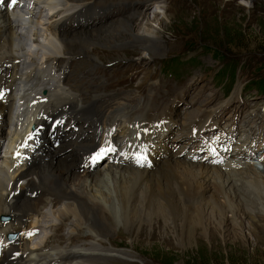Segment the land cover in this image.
Here are the masks:
<instances>
[{
  "label": "bare ground",
  "instance_id": "bare-ground-1",
  "mask_svg": "<svg viewBox=\"0 0 264 264\" xmlns=\"http://www.w3.org/2000/svg\"><path fill=\"white\" fill-rule=\"evenodd\" d=\"M82 1L35 0L33 10L40 8L39 16H21L10 12L5 5L0 6V146L4 142L10 145L18 138L23 139L33 131V124L34 128L39 125L31 141V159L24 158L22 165H17L14 159H5L8 166L0 168V241H7L5 234L9 232L18 233L5 246L0 264H98L99 260L119 252L112 246H106V242L121 218L129 222L131 216L137 215L133 209L137 196H141L144 206L153 207L175 221L184 217V223L190 224L191 237L199 228L208 231L214 223L222 225L231 217H241L264 230V171L256 164L257 161L264 164V150L257 157L252 154V141L240 138L236 146L225 144V139H233V132L217 134L216 145L212 148L205 140L213 127L220 124L218 113L225 109L224 103L211 108L205 105V108L204 104L197 107L186 102L182 109L169 108L152 113L149 108L130 117L129 111L126 112L129 103H116V94L82 90L79 85L70 83L73 56L82 54L91 58L96 44H135L145 51V58L162 56L165 49L161 44L163 30L152 23L141 24L138 16L142 13L133 14L129 10L125 14L119 13L116 19L106 20L109 16L106 10L111 9L93 5L95 0ZM148 2L151 0L142 1L139 9L149 5ZM42 5L47 7L46 10L56 12L47 19L44 17L45 21L42 20V12H45L40 7ZM102 14H106L105 19L99 16ZM157 17L155 20L159 22ZM49 22L52 24L43 35L42 26ZM124 30L127 33H122ZM41 35L42 41L39 40ZM60 60V67H54L64 75V84L50 81L44 72L52 62L57 65ZM100 69L104 72L103 67ZM237 80L238 77L236 82H231L232 90ZM242 84L238 82L237 86ZM52 90L54 92H50ZM240 92L235 88L233 96ZM78 93L88 100H83ZM39 94L47 97V101L37 107L30 106ZM17 97L20 101L25 100L20 106L15 102ZM245 103L235 98L232 108L240 113ZM95 104H99L97 110L94 109ZM26 108L29 109L25 111ZM67 112L74 116L70 121L66 120ZM243 118L246 129L251 131V120L248 116V119L246 116ZM81 121L89 122V127L81 125L79 131H74V125ZM115 122L121 130L118 131V139L127 140V135L143 130L150 144L154 132L157 134L155 151L168 152L170 145L181 141L183 145H175L178 148H173L176 151L168 154L170 158L164 163L150 150L151 163L144 167L128 166L117 158L115 162L106 161L105 166L110 168L103 172L104 166L98 170L90 165L88 153L97 139L101 145L113 142L107 130ZM7 124L11 126L10 131L7 127V135L2 136V129ZM54 125L60 128L56 129ZM173 130L176 133L171 136ZM115 147L120 149V156L126 155L125 147L118 144ZM255 149L259 151L262 148ZM183 154L190 160L176 157ZM108 183L114 185L115 198L100 188ZM94 193H99L104 200ZM120 202L125 203L128 209L123 210ZM182 202L195 204L189 207ZM54 211L59 218L53 216ZM35 213L37 218H33ZM2 215H9L11 220L2 221ZM56 221L61 223L57 225ZM64 226L67 228L65 235L60 230ZM47 228H54V233L47 235L42 243L36 231ZM84 232L90 239L85 245L80 234Z\"/></svg>",
  "mask_w": 264,
  "mask_h": 264
},
{
  "label": "rangeland",
  "instance_id": "rangeland-1",
  "mask_svg": "<svg viewBox=\"0 0 264 264\" xmlns=\"http://www.w3.org/2000/svg\"><path fill=\"white\" fill-rule=\"evenodd\" d=\"M89 1L94 0L82 2ZM142 1L144 3L149 0H95L93 5L111 9L106 10V13L109 14L106 20L116 19L119 13L125 14L129 10L133 14L135 12L142 13L138 16L141 24L152 23L153 26L163 30L161 44L165 49L162 56L145 58V51L135 44L117 45L111 42L107 45L108 47L96 44L93 48L94 51L92 50L91 58L82 54L73 56L77 60H74L73 67L77 62L74 74L78 84L95 78L96 82L101 84L97 89H94L95 93L119 94L116 101L133 104L129 112H144L147 104L157 102L160 105L155 109L150 107L152 113H157L169 108L182 109L183 107L180 108V106H184L183 104L188 102L185 97L190 93L187 89V91L173 94L168 98L166 95H162L155 100L153 96H159L161 92L165 93L167 85L173 87L176 92H180L192 83L191 88L198 89L200 97L188 102L189 104L192 103L197 107L204 104L205 108V105L211 108L220 105V102L229 98L232 101L236 98L238 101H246L243 104V109H240L242 118L244 116L247 118V115L255 111L261 112L259 115L264 118V92L260 90L261 87L257 81V79L264 78V0H151L148 2L149 5H145L140 10ZM105 15L99 16L105 19ZM156 15H158L157 18L161 24L156 22ZM51 24L49 22L42 26V34L48 30V26ZM122 33L127 32L124 30ZM127 36L131 38L130 34ZM39 40H43L42 35L39 36ZM39 57H42L41 52ZM170 59H176L175 63L169 65ZM62 60L57 65L52 62L49 66L60 67ZM236 63L238 64L237 68L234 66ZM97 67L107 69V75L101 69H99L101 73H96ZM175 67L178 69L176 76L165 73L167 69L172 70ZM47 68L48 66L44 72L49 77L48 79L54 80ZM69 68L70 65L67 66V75ZM235 70V77H238L239 80H237L235 88L241 90L238 95H242L238 98L237 95L233 96L235 88L228 95L230 84L235 78L231 76ZM108 75L113 80L110 83L112 88L109 86L102 92L104 85L108 82ZM72 79L71 77V82ZM243 81L244 84H242ZM238 82H241L242 85L237 86ZM142 85L146 87L145 94L141 93L145 92V87ZM138 87L141 88V92ZM107 90L111 93H108ZM80 95L83 100H88L82 94ZM124 98L129 100L124 101ZM189 98L187 97V99ZM109 101L112 100L109 99ZM220 111L222 112V110ZM73 118V115L66 113L67 121ZM248 118L251 120L250 116ZM56 126L54 125V127ZM7 127L9 128L8 124L2 129V136H6L5 133L10 131L9 129L6 132ZM59 128L60 126L56 127V129ZM50 132L47 134L48 142L50 141ZM174 133L176 132L173 130L171 136ZM156 137L154 132L151 153H154L153 156H156L159 161L163 160L162 163L170 158L167 157L168 154H173L176 151L173 149L174 147L178 148L176 146L183 145L181 141L170 145L168 152L155 151L154 140ZM71 147L70 145L69 148ZM184 155L176 157L190 160L184 158ZM204 162L212 164V162ZM101 167L103 172L110 168L105 164L93 168L99 170ZM105 179L110 182L107 176ZM100 188L103 193L111 194L115 198L116 194L113 191L112 183H108L107 186L101 185ZM244 193L246 196H250L248 192ZM94 194L104 200L99 193ZM138 194L140 195V192ZM136 198L133 209L136 210L135 215H137L133 218L131 216L128 219L129 222L123 221L121 218L115 226L114 233L106 242V246H112L119 252L110 255L105 260H99L98 264H264V230L241 217L238 219L231 217L229 222L222 225L214 223L212 228L205 232L199 228L191 237L190 224L184 223V217L175 221L168 215H162L154 210L153 207L150 209L144 206L141 196ZM251 199L253 200L252 196ZM182 204L190 207V204L194 206L195 203L186 205L182 202ZM120 206L123 210L128 209L127 205L125 207V203L120 202ZM131 210L132 208H129V211ZM49 212L51 213V211ZM52 214L59 218L55 211ZM114 216L118 219L115 212ZM66 231L64 229L63 233ZM80 234L84 239V245L88 244L90 240L86 237L88 233ZM44 235L43 231L39 238L43 239ZM92 241L96 242L95 239ZM120 251L123 252L120 253ZM194 257L196 259H193Z\"/></svg>",
  "mask_w": 264,
  "mask_h": 264
},
{
  "label": "trees",
  "instance_id": "trees-1",
  "mask_svg": "<svg viewBox=\"0 0 264 264\" xmlns=\"http://www.w3.org/2000/svg\"><path fill=\"white\" fill-rule=\"evenodd\" d=\"M175 60L176 59H170V61H169V65L170 64H172V63H175ZM237 63H236V65L234 64V66H236V68H237ZM235 73H236V70H235ZM235 73L233 74V76H231V77H234L235 76ZM233 82H234V80H232ZM257 81H258V84H259V87H261L262 88V90H264V78H262V79H257ZM193 259H196V257H194Z\"/></svg>",
  "mask_w": 264,
  "mask_h": 264
},
{
  "label": "snow or ice",
  "instance_id": "snow-or-ice-1",
  "mask_svg": "<svg viewBox=\"0 0 264 264\" xmlns=\"http://www.w3.org/2000/svg\"><path fill=\"white\" fill-rule=\"evenodd\" d=\"M0 2H2V0H0ZM12 2L15 3V0H12ZM102 153H103V150L101 151V153H98L97 156L102 155Z\"/></svg>",
  "mask_w": 264,
  "mask_h": 264
}]
</instances>
